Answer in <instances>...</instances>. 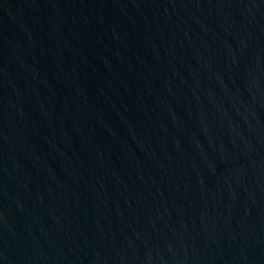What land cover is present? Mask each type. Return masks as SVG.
I'll return each mask as SVG.
<instances>
[{
  "label": "water",
  "instance_id": "1",
  "mask_svg": "<svg viewBox=\"0 0 264 264\" xmlns=\"http://www.w3.org/2000/svg\"><path fill=\"white\" fill-rule=\"evenodd\" d=\"M0 264H264V0H0Z\"/></svg>",
  "mask_w": 264,
  "mask_h": 264
}]
</instances>
